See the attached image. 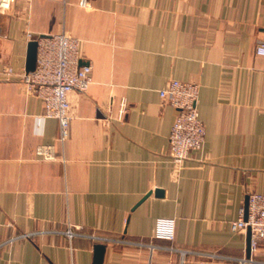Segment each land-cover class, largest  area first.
Wrapping results in <instances>:
<instances>
[{
  "label": "crops",
  "instance_id": "obj_1",
  "mask_svg": "<svg viewBox=\"0 0 264 264\" xmlns=\"http://www.w3.org/2000/svg\"><path fill=\"white\" fill-rule=\"evenodd\" d=\"M61 32L92 65L65 142L42 100L3 74L26 71L29 33ZM262 43L264 0H16L0 14V264H241L249 230L231 222L264 192ZM174 78L199 84L206 126L182 164L169 154L177 110L160 95ZM251 257L264 264V241Z\"/></svg>",
  "mask_w": 264,
  "mask_h": 264
},
{
  "label": "built area",
  "instance_id": "obj_2",
  "mask_svg": "<svg viewBox=\"0 0 264 264\" xmlns=\"http://www.w3.org/2000/svg\"><path fill=\"white\" fill-rule=\"evenodd\" d=\"M14 2L16 0H0V14L9 10ZM80 4L88 7L90 0H80ZM29 36L38 42L35 69L17 74L14 68L8 65L3 74L8 78L18 75L26 90L42 100L44 115L58 120L59 141L65 142L70 136L71 93L88 88L92 78V65L81 64L82 40L79 38L65 32L36 36L29 33ZM257 53L264 55V43L258 45ZM199 93L198 83L177 78L169 80L166 86L160 89V95L177 110L169 136V154L178 164L189 158L192 151L201 149L206 140V126L198 105ZM37 153L45 159L56 158L54 145L41 144L37 147ZM166 227L160 224L158 236L174 239V226ZM231 228L236 232H246L250 229L251 251L257 250L264 241V192H248L247 204L245 202L240 206L239 216L231 222ZM66 234L70 238L83 235L77 228L72 227L66 230ZM91 237L98 240L107 239L94 234ZM238 261L241 264L258 262L251 256L239 258Z\"/></svg>",
  "mask_w": 264,
  "mask_h": 264
},
{
  "label": "water",
  "instance_id": "obj_3",
  "mask_svg": "<svg viewBox=\"0 0 264 264\" xmlns=\"http://www.w3.org/2000/svg\"><path fill=\"white\" fill-rule=\"evenodd\" d=\"M37 49H38V42L36 39H32L28 47V57H27V65H26V71L28 72L34 70L36 67ZM149 195H150V192L141 200V202L144 201ZM246 204H247V199H246ZM249 235L251 239L250 229H249ZM250 239H249V246H248V257L251 256ZM105 248H106L105 244L96 245V260L97 261H102Z\"/></svg>",
  "mask_w": 264,
  "mask_h": 264
}]
</instances>
